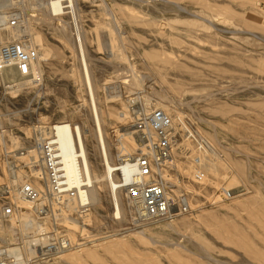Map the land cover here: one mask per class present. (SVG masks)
I'll return each instance as SVG.
<instances>
[{
  "label": "rangeland",
  "instance_id": "374dc122",
  "mask_svg": "<svg viewBox=\"0 0 264 264\" xmlns=\"http://www.w3.org/2000/svg\"><path fill=\"white\" fill-rule=\"evenodd\" d=\"M73 1L113 161L129 154L116 151L117 143L132 151L128 137L137 130L131 126V105L166 110L176 126L168 173L190 205L170 221L121 234L118 230L128 227L131 218L128 212L125 220L111 217V195L104 186L98 214L91 208V219H82L70 238L89 240L84 243L89 252L73 248L77 261L72 264H264V205L258 206L264 204V25L249 9L257 3L264 11V0ZM62 19L70 21L67 15ZM30 28L42 53L34 71L38 81L29 76L28 85L5 90L0 79V186L7 185L10 161L28 174L23 181L30 177L40 186L30 172L35 160L28 158L40 125L70 122L85 130L89 152L95 145L89 97L69 27L63 33L35 21ZM134 97L135 104L128 102ZM188 131L206 139L219 162L217 173H204L200 185L175 167L187 171L197 155ZM4 148L15 156L4 155ZM221 189L231 196L211 202ZM121 198L126 205L123 194ZM5 202L12 201L0 195V210ZM250 209L262 213L260 224ZM70 217L72 225L78 217L74 212ZM2 220L0 213V246L7 240L21 245L12 218ZM48 222L46 232L68 236V227L58 219ZM111 235L117 240L104 243ZM243 239L251 250L241 244ZM108 243L112 247L106 250ZM43 246L40 242L47 262L38 264H65Z\"/></svg>",
  "mask_w": 264,
  "mask_h": 264
},
{
  "label": "bare ground",
  "instance_id": "6f19581e",
  "mask_svg": "<svg viewBox=\"0 0 264 264\" xmlns=\"http://www.w3.org/2000/svg\"><path fill=\"white\" fill-rule=\"evenodd\" d=\"M70 1H71V5H70L71 9H69L66 12V15L68 16V18H70V21L65 22L62 19V17L65 15H59L61 13L62 14L65 13L59 0H50L46 4L47 6H44V5L41 6L40 4H35V2H33L32 0H28V4L26 5L27 10L31 11L33 9L32 12H34V15L30 17L28 16L26 23L24 24L22 29L6 28L5 31L0 32V43L9 41L14 38L17 39L20 37V33H23V34H26V36L28 37L29 44L36 46L33 40L31 28H30L31 24L35 23V21L38 24H44L46 26L54 25L58 28L59 31H62L63 33L66 32L67 27H69L72 39H74V47L76 50L77 60L79 62L80 79L81 81H83L87 95L89 97L88 103H89L91 120L93 124L92 132L94 136L93 140H95V145L91 152L87 150L86 145L84 143V136H86L85 130L81 129L78 125H72L70 122H67V121H60L54 124L55 133L57 135L61 154L63 156L65 173L68 179L70 180V183L73 186L78 188L77 190L78 197H76V199H69L67 203L60 205V207L62 208L54 209V205H52V208L54 210H52V212L49 215H46L44 217L35 215L34 214L35 208L31 206L30 202L26 201L20 195L19 185L21 182H23L22 180L23 178L28 177V174L22 171L20 168H18V166H16L15 164L12 165V161L7 162V166L9 168V170H7L6 172L7 173V179H6L7 185L5 184L4 186H0V195L8 196L11 199L12 202L10 203L13 206V212L11 215L6 217L2 215V206H1L0 213H1V218L4 219L2 220L3 223L8 222L12 218L10 222L14 223L16 225L15 229H17L20 232L22 244L17 245V246H11L7 240L8 244L5 247L0 246V264H30V262L31 264H38L42 262H47V260H42L43 258L41 256L42 249H40L42 248L40 247V242L42 243L45 240V236L43 237L40 235L46 232L44 229L46 227L45 224H50L48 222V219L53 220L54 224L57 223V219H58L59 222L67 226L68 227L67 237L69 238V241L71 243L76 244L75 246L76 248H81L80 250L86 251L87 249L84 248V243L88 242L89 240L85 242H82V241L72 242L73 241L72 235L75 233L79 225L80 226L82 225V224H79L80 222H82V219L84 220L91 219V216H92L91 208L95 214H98V211L101 209V206H102V190L104 186L107 187L109 195H111V206H112L111 217L116 219L117 221L125 220L126 213L128 212L127 204L125 205L123 203L122 205L121 196L123 192L117 186V182H118L117 180L119 179V170H121L122 173H125L126 165L124 164V158L126 156L132 155L133 151L137 152L139 149H141L144 140L142 137H139L136 135L138 131H134L133 135L131 137H128V144L132 148V151L127 150L128 148H124L122 150L124 146H120L117 143V145H115L116 151L120 150V152L122 153H129V154H126L125 156H122V157L117 156V161L116 162L113 161L111 153H110V148H109L110 146L106 140V132L103 129V118L101 114V109H100V106H98L96 102L95 86L91 80L90 73L88 70L89 65L87 63L88 61H87L85 50H84L83 43H82V28L78 24L79 21L77 22L78 18L76 20L77 16H75V11L77 10L76 9L77 7L75 8V2L73 0H70ZM0 6L1 7L7 6L6 1H1ZM35 6L36 8H33ZM249 9L253 10L254 14H256V16H254L255 19L259 20V23L261 25H264L263 24L264 23V11H262L259 8V4L253 3ZM77 14L78 13H76V15ZM258 17H260L261 19H259ZM35 35L37 38H42L40 33L35 32ZM37 53H38L37 59L32 64L30 74L28 76H19L12 69L5 70L0 73V79L2 81V85L5 90L7 89L8 90H19L23 86L28 85L27 79L29 76H31L30 80L31 79L34 80L33 81L34 83L38 81L37 78L34 77L35 68L39 67L40 63L38 64V62L42 58V53L41 51H38V47H37ZM116 86L118 89V85ZM116 94L117 96H120V94L118 93ZM135 97L128 99V102H134L135 104ZM133 109L136 110L135 112H140V113L148 112V110H145L143 105L141 106L136 105L135 108ZM165 112L167 111L165 110L164 113ZM131 114H132V111H131ZM167 115L170 117L169 114ZM131 126H135V125H131ZM183 127L184 126L182 125V128ZM171 128H172L171 130V142L172 143H171L170 151L172 150V146L175 143V140L172 141V137H173L174 131L176 130V126L172 124ZM46 130H47V127L45 128V127H42L41 125L38 126L37 131L39 133L38 134L39 136L37 137L44 136L46 134ZM34 135H35V131H34ZM184 145L186 144H178L177 147L182 148L184 147ZM31 149L33 150V152L31 153V155L28 156L30 161H32V159L35 160V157H36L35 150H34V144L31 146ZM185 150L187 149L183 148V152H186ZM195 150L198 155V153L211 150V146H209L208 148L206 147L196 148ZM210 152H212V154L204 153L202 156L196 155L195 157H193V166L190 167L187 171L182 170V168L179 165L175 167L177 168V170L183 171V173H187L190 176L192 175L191 176L192 180L196 184L200 185L205 179V176H206L205 174L214 175L217 173L218 168H219L218 158L214 156L215 154H213V150H211ZM3 153L4 155L12 154V156H15L16 152L7 151L4 148ZM169 160H170V165H171L170 157H169ZM99 165L103 166L102 171L99 170L98 168ZM30 172L34 177L37 178L38 184L40 186L38 187V185L34 183L32 179H30L32 184L35 186V188H38V189L42 188V185L39 182L38 169L35 167V164L30 165ZM199 172L203 173V178L201 181L198 182L196 180V173H199ZM160 174L168 183L167 186L170 191L169 198L171 200H174L176 199V197L181 196L182 197L181 202L183 203V205L187 206V210H188L189 209L188 205H190V203L188 202V198H186L185 193L181 194L179 182L175 180L167 172L166 169L164 170L162 169L160 171ZM222 192H225V193L228 192L227 194L228 197L231 196L228 190L221 189L219 190L217 196L213 200H211V202H215V200L218 199L219 195L220 197L227 198L221 195ZM84 202H88V208L86 209L87 210L86 213L85 211L84 213H82V210L80 209V205H82V203ZM20 205H24L26 211H21L22 206ZM263 205H264L263 202L258 203V206H260V208L263 207ZM259 209L257 211L250 209L249 212L251 214L250 217L257 220L258 223L260 224L262 222L261 220L262 213L259 211ZM172 210L175 211V213L170 214L167 217L157 219V220L144 221L141 225L134 227V228L127 229L124 227V228L119 229L118 232H120L121 234H124V233L132 232L138 229H143V228H146V226H151V224L153 225V224H159L161 222H165L168 220L170 221L173 218L183 213V211L176 212L177 210L176 207H173ZM72 211H75L76 214L77 213L79 214L82 213V214L80 215L77 214V217L79 219L74 218L73 224L70 225L69 221L70 219L73 218V217H70V212ZM16 233L18 234L17 231ZM20 234H18V236ZM70 238L72 239V241L70 240ZM110 238L111 239L108 238L107 240H105L104 243L110 242L111 240H117L115 239L116 236H113V235H111ZM88 239H90L91 242H95V240L92 237H88ZM100 244H103V243H100ZM241 244L245 246L246 250L247 249L251 250L250 244L246 240L243 239L241 241ZM111 247L112 245H109L108 243L105 249L109 250L111 249ZM75 252L76 251H74L73 248L70 247L67 249H60V251L54 252L51 255H53L54 257H59V259L65 264H72L75 261H77V256ZM90 252H92V254H95L91 250ZM10 257L12 258L8 260V258Z\"/></svg>",
  "mask_w": 264,
  "mask_h": 264
},
{
  "label": "built area",
  "instance_id": "2783aa9c",
  "mask_svg": "<svg viewBox=\"0 0 264 264\" xmlns=\"http://www.w3.org/2000/svg\"><path fill=\"white\" fill-rule=\"evenodd\" d=\"M1 1H6L7 6H0V32L5 31L6 28L22 29L28 16L34 15L33 9L27 10L28 0ZM32 1L35 4L47 6L46 4L50 0ZM59 2L65 11L59 15H66V12L71 9V1L59 0ZM28 41L26 34L20 33L19 38L0 43V73L12 69L19 76L30 74L31 66L36 61L38 53L37 47L30 45ZM131 106L135 129L140 133L144 142L141 149L124 158L126 171L122 173L119 170V179L117 180V186L123 192L128 207V215L131 218L127 229L137 227L144 221L167 217L175 213L172 210L173 207L177 208L176 212L187 211V206L181 202V196L174 200L169 198L168 183L160 174L162 169H166L168 172L171 167L169 160L171 118L160 108H152L148 112L140 113L135 112L133 105ZM42 127H47L46 134L38 137V139H36L37 137L34 138L35 142H33L36 154L34 164L38 169L39 182L42 188H35L30 179L24 180L19 185L20 195L30 202L31 206L35 208V210L33 208L34 214L40 217L49 215L54 209L62 208L60 205L67 203L69 199L78 197V188L70 183L65 173L63 156L54 124L46 123ZM188 137L194 140L196 148L211 146L206 139L197 138L189 131ZM202 178L203 173H196L198 182ZM227 194L228 192L221 193L224 197H228ZM52 205H54V209ZM87 208L88 202L80 205L82 213L84 211L86 213ZM12 212V204L5 202L2 205V215L8 217ZM73 212L76 214L75 211L70 212V214ZM40 236H45L43 241L45 251L57 252L60 249L76 248V244L71 243L64 234L45 232ZM85 241L82 240V242Z\"/></svg>",
  "mask_w": 264,
  "mask_h": 264
}]
</instances>
